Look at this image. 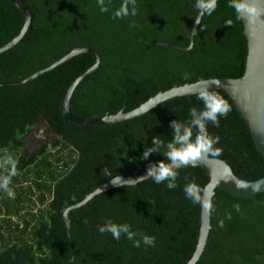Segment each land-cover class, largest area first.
Returning <instances> with one entry per match:
<instances>
[{
    "label": "trees",
    "instance_id": "trees-1",
    "mask_svg": "<svg viewBox=\"0 0 264 264\" xmlns=\"http://www.w3.org/2000/svg\"><path fill=\"white\" fill-rule=\"evenodd\" d=\"M23 1L35 7L29 30L0 54V157L11 155L18 164L10 184L14 198L0 191V264H187L198 244L202 201L186 199L183 189L194 182L202 197L209 183L202 168L178 170L174 190L146 179L138 187L101 193L72 210L76 255L71 262L64 213L111 177L142 175L164 159L162 154L148 161L141 157L155 136L171 140L170 121L187 120L193 107L203 108L198 95L166 101L119 124L80 126L66 121L61 108L70 86L93 67L92 54L81 53L25 84H6L28 79L76 48H91L100 65L74 91L71 112L81 119L131 112L160 92L201 80L243 77L248 57L243 19L229 0H218L203 15L194 47L180 51L141 40L188 46L197 20L188 0H137V16L116 20L112 13L121 0H110L107 13L100 12L95 0ZM194 1L201 6L209 0ZM23 26V13L10 0H0V49ZM214 91L225 98L230 112L220 118L219 127L208 126L221 149L211 158L225 161L243 180L264 178V156L248 124L227 93ZM42 124L60 137L33 152L26 142ZM258 199L264 200V194ZM107 220L155 237V247L137 248L124 235L119 241L102 235L99 227ZM211 220L219 231L210 232L197 264H264L263 205L255 208L253 200L217 189Z\"/></svg>",
    "mask_w": 264,
    "mask_h": 264
},
{
    "label": "water",
    "instance_id": "water-1",
    "mask_svg": "<svg viewBox=\"0 0 264 264\" xmlns=\"http://www.w3.org/2000/svg\"><path fill=\"white\" fill-rule=\"evenodd\" d=\"M11 3L16 6L24 15V26L21 32L6 46L0 49V54L14 48L20 40L28 32L29 27L32 22L31 9L35 8L29 6L23 0H10ZM196 9L197 20L191 30L190 35V44L188 46H179L175 44H167L163 42H150L147 40H141L151 45H164L180 51H189L194 47L195 33L198 25L200 24L203 15L215 6L218 0H209L204 5H198L194 0H188ZM245 3L249 4L252 7L257 9V15L255 17H245L243 19L244 24V35L248 40V57L246 71L243 77L238 79L230 78H213L207 80H201L193 84H187L181 87L171 89L167 92H160L158 95L150 98L146 103L142 104L137 109L131 112H119L116 115L106 116L103 118H94V119H81L75 116L71 112L70 101L73 96L76 88L82 83V81L90 76L94 71H96L100 65V58L98 53L91 48H76L71 53L66 55L63 59L57 61L52 66L44 69L33 76L29 77L24 81L17 83H7L6 85H20L25 84L39 75L48 72L55 67L61 65L65 61L81 54V53H90L94 56L95 61L91 69L85 72L81 77H79L68 89L63 105L62 113L66 121H70L80 126H109L114 124H119L128 120H133L137 117L145 115L152 109L161 105L162 103L179 98L184 96H193L198 95V93L208 88L212 87L213 90H221L229 95L233 101L235 107L240 112L242 118L248 124L251 134L253 136L255 145L260 153L264 156V0H244ZM48 125V124H47ZM50 134L52 140H55L60 137L56 133V130L49 126ZM45 140L42 142L44 143ZM37 146H40L41 143L39 139L35 142ZM39 143V144H38ZM199 167L202 168L208 179L209 183L206 186L203 195L201 197L202 201V211H201V228L198 237V244L196 251L192 259L187 264H197L200 260L207 241L212 230L219 229L213 227L211 214H212V201L216 195V190H223L229 193L230 195L240 198V199H251L255 202V208L258 205L264 206V200L260 201L258 195L264 194V178L258 181H246L237 177L232 168L223 160L218 158L209 157L207 160H204L195 166H189L186 168ZM182 168V169H186ZM181 170V169H179ZM146 173L142 175H135L132 177H123L125 181H130L125 186H134L138 187V184L146 179L150 178H141L144 177ZM244 184L247 187L237 188V184ZM120 188L118 186H113L111 180L101 186H99L94 192H92L85 200L82 202L69 207L64 213V221L67 228V235L69 238V247L72 255L73 261L76 252L73 249L74 241L71 234V218L70 212L72 210L78 209L82 206L87 205L97 195ZM102 189V190H100Z\"/></svg>",
    "mask_w": 264,
    "mask_h": 264
},
{
    "label": "clouds",
    "instance_id": "clouds-1",
    "mask_svg": "<svg viewBox=\"0 0 264 264\" xmlns=\"http://www.w3.org/2000/svg\"><path fill=\"white\" fill-rule=\"evenodd\" d=\"M96 6L101 13H107V3L110 0H95ZM238 19L255 17L257 9L245 3L244 0H229ZM137 16V0H121L120 7L112 13V18L123 19L125 17ZM225 26H231V21H226ZM198 99L203 105L202 109L193 107L189 113V119L170 121L171 140H165L159 135L152 139V146L144 150L141 160L148 161L153 154H162L164 159L152 163L146 169V175L141 178H150L156 184H166L168 190H174L178 185V170L207 160L209 157H217L221 149L217 147L220 143L218 136H213L208 126H220V118L226 117L230 112V106L224 97L217 94L211 86L198 93ZM17 160L8 154L0 157V168L5 174L0 175V191H3L9 198H14V190L10 187L12 178L17 174ZM130 181H125L121 175L111 177L113 186L124 187ZM247 187L244 184H237V188ZM102 190V189H100ZM186 199L193 203H201L200 188L193 182L184 186ZM234 214H239V208L234 209ZM231 219V215L227 217ZM223 223V221H221ZM99 232L111 234L114 240L119 241L124 235L128 240L134 241V246L139 248L141 244L145 247H155L156 239L147 234L134 232L130 224L115 223L107 220ZM139 236V238H137Z\"/></svg>",
    "mask_w": 264,
    "mask_h": 264
},
{
    "label": "flooded vegetation",
    "instance_id": "flooded-vegetation-1",
    "mask_svg": "<svg viewBox=\"0 0 264 264\" xmlns=\"http://www.w3.org/2000/svg\"><path fill=\"white\" fill-rule=\"evenodd\" d=\"M42 125H38L37 128L35 129V131L32 132V135H31V140H27V144L28 146L31 148V151H36L37 149H39L43 144H46L47 142H50V141H54L51 139V136H46V141L44 143L40 142L41 145L40 146H37V144L35 142H37V137H35V133L38 131L39 127H41ZM39 144V143H38ZM202 257V256H201Z\"/></svg>",
    "mask_w": 264,
    "mask_h": 264
},
{
    "label": "rangeland",
    "instance_id": "rangeland-1",
    "mask_svg": "<svg viewBox=\"0 0 264 264\" xmlns=\"http://www.w3.org/2000/svg\"><path fill=\"white\" fill-rule=\"evenodd\" d=\"M50 129L47 124H42L41 127H39L38 131L34 134L35 137L39 139V142H43L44 140L46 141V136H49L50 134ZM52 139V138H51Z\"/></svg>",
    "mask_w": 264,
    "mask_h": 264
}]
</instances>
